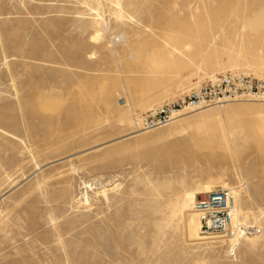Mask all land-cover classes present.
Wrapping results in <instances>:
<instances>
[{
  "label": "rangeland",
  "instance_id": "rangeland-1",
  "mask_svg": "<svg viewBox=\"0 0 264 264\" xmlns=\"http://www.w3.org/2000/svg\"><path fill=\"white\" fill-rule=\"evenodd\" d=\"M86 2L0 0V264H264V99L141 123L220 74L264 80V0H121L124 23ZM209 184L259 231L188 234L183 195Z\"/></svg>",
  "mask_w": 264,
  "mask_h": 264
},
{
  "label": "built area",
  "instance_id": "built-area-1",
  "mask_svg": "<svg viewBox=\"0 0 264 264\" xmlns=\"http://www.w3.org/2000/svg\"><path fill=\"white\" fill-rule=\"evenodd\" d=\"M264 99V80L230 72L216 76L188 96L150 109L141 118L145 130L171 123L184 109H200L236 98ZM201 218V236H227L234 229L236 194L233 188H219L200 194L193 204ZM259 229L249 220L236 228L239 238L256 234Z\"/></svg>",
  "mask_w": 264,
  "mask_h": 264
},
{
  "label": "bare ground",
  "instance_id": "bare-ground-1",
  "mask_svg": "<svg viewBox=\"0 0 264 264\" xmlns=\"http://www.w3.org/2000/svg\"><path fill=\"white\" fill-rule=\"evenodd\" d=\"M66 1V0H65ZM86 1H88V4L90 5V3H94L96 0H70V2L72 3L73 2V5H70V6H73V7H75L74 9H76V11H78V9H79V3H81V2H86ZM114 3H115V7H116V9H115V11H114V15H115V19L118 21V23H119V21H120V23H121V21L124 23V21H125V19H126V21H132V17H133V15L131 16V14L130 13H125V12H128V11H126V9H125V7L123 6V4L121 3V0H112ZM65 3H68L69 4V2H65ZM87 3V2H86ZM101 3V2H100ZM113 3V4H114ZM125 3V2H124ZM62 4V3H61ZM87 4V5H88ZM131 4H133V3H131ZM64 5V4H63ZM62 5V6H63ZM65 5H67V4H65ZM84 5V4H83ZM87 5L86 6H82V7H86L87 8ZM101 5V4H100ZM126 5V4H125ZM69 6V5H68ZM77 6H79V7H77ZM127 6V5H126ZM62 8V7H61ZM61 8L59 7V9L61 10ZM70 8V7H69ZM72 8V7H71ZM78 8V9H77ZM59 9H58V11H59ZM63 9H66V7H64ZM103 9V8H102ZM43 10V9H42ZM46 10V9H45ZM66 10H68V9H66ZM82 10H85V9H83V8H81L79 11H80V13H81V11ZM86 10H88V9H86ZM91 10H93V12L94 11H97L98 9L96 8V7H93V8H91ZM42 12V11H41ZM61 12V11H60ZM59 12V13H60ZM58 13V14H59ZM63 13V12H62ZM77 13V12H76ZM79 12H78V14H80ZM134 13H136V11L134 12ZM61 14V13H60ZM140 14V13H139ZM91 16H92V14H91ZM94 16V15H93ZM92 16V17H93ZM100 16V15H99ZM101 17V16H100ZM99 18V17H98ZM134 18V17H133ZM190 18L191 19H193L194 18V15L193 14H191L190 15ZM74 19V18H73ZM128 19V20H127ZM137 19V18H136ZM138 19H140V17L138 18ZM255 19V18H254ZM93 20H95V19H93ZM98 19H96L95 21H93L94 23H96V25H92L93 26V28L95 27V32L94 33H92L91 31H90V33H92L93 35H92V37H91V39L93 40L92 42L94 43V42H99L102 38H103V36L105 35V33H104V30L103 29H101L99 26H100V24H99V22L97 21ZM259 20V19H258ZM92 21V20H91ZM90 21V22H91ZM103 21V20H102ZM137 21V20H136ZM141 21V20H140ZM261 21V20H260ZM92 22V24H94ZM142 22V21H141ZM255 22V21H254ZM1 23H3V21H0V24ZM102 23V22H101ZM129 23V22H128ZM136 24H137V22H136ZM104 25H106L105 23H104ZM103 25V26H104ZM119 25H121L122 26V24H119ZM125 25V24H124ZM87 26H89V24L87 25ZM86 26V27H87ZM91 26V27H92ZM85 27V28H86ZM90 27V26H89ZM89 28L90 30L91 29H93V28ZM101 27H102V25H101ZM105 27V26H104ZM253 27V26H252ZM82 28H83V26H82ZM88 28V27H87ZM103 28V27H102ZM122 28V27H121ZM104 29H106V28H104ZM118 29H119V27H118ZM107 30V29H106ZM122 30H123V28H122ZM84 32L85 31H87V29L86 30H83ZM125 32V31H124ZM104 33V34H103ZM113 33V32H112ZM120 33H123V31L122 32H120ZM119 33V35H114L115 37H114V39L115 40H117L118 39V41H120V39L123 37V35L122 34H120ZM190 33V32H189ZM186 35L188 34V32H186L185 33ZM106 35H107V33H106ZM90 37V36H89ZM105 39L106 38H104V41H105ZM195 39V38H194ZM114 42V41H113ZM115 42H117V41H115ZM248 43V42H247ZM247 43H245L246 45H247ZM100 44V43H99ZM114 44V43H113ZM249 44H251V43H249ZM248 44V45H249ZM189 45V44H188ZM244 45V44H243ZM246 45H244L243 46V48H242V50H238V52L237 53H235L234 51H231L230 49H228V50H226V48H224V50H221V51H215L214 53L215 54H224V55H227L228 57H232V58H234L235 56H241V58H246V55H249V53H250V50L252 49H247L246 47H248V45L246 46ZM231 48V47H230ZM249 48V47H248ZM233 49V48H232ZM174 50H176V49H174ZM216 50V49H215ZM253 50H255V48H253L252 49V51ZM206 52V51H205ZM205 52H204V54H205ZM251 54V53H250ZM170 56V55H169ZM249 57V56H248ZM165 58V57H164ZM161 59V58H160ZM159 60V59H158ZM165 60V59H164ZM161 61H163V59H161L160 60V62ZM155 63H157V62H155ZM154 62H153V64H155ZM169 63H170V61H169ZM158 64V63H157ZM160 65H162V64H160ZM158 66V65H157ZM155 68V67H154ZM158 68V67H157ZM169 68V67H168ZM154 85V84H153ZM14 89V88H13ZM258 100H262V99H258ZM222 105V104H221ZM220 105V106H221ZM186 109H188V108H186ZM200 109H202V108H200ZM200 109H196L195 111H197V110H200ZM1 130V129H0ZM4 132H6V131H4ZM2 133V132H1ZM0 133V134H1ZM8 133V132H7ZM136 133V132H135ZM225 134V133H224ZM2 135H3V133H2ZM6 135V134H5ZM11 135V134H10ZM7 137H9L10 138V136H8L7 135ZM4 142V141H3ZM227 146V145H226ZM227 149V148H226ZM0 165H1V163H0ZM224 188H227V185H225V186H223ZM213 190V186H211L210 184L209 185H207V186H205L203 189H202V191H200V192H210V191H212ZM105 189L102 191V193L105 195ZM97 193V192H96ZM185 193V192H184ZM100 194V193H99ZM235 194H236V209H235V219H234V229H233V231H232V233L231 234H228V236H230L231 238H229V241H231L232 242V246H233V243H237L238 241H239V237H238V235H237V233H236V228L238 227V225L240 224V223H242V222H245V220H246V217L248 216V211H246V212H242L241 211V208H240V202H239V199H238V197L240 196H238V193H237V191L235 190ZM86 197V196H85ZM86 199V198H85ZM80 200V199H79ZM196 200V193L195 192H189V193H185L184 195H183V201H182V206H180L179 208H178V210H180V211H182L183 212V214L185 215V224H186V231L188 232V234H189V231H191V229H193V217L192 216H194V221H195V223H196V228H197V230H198V232H199V234H200V232H201V218H200V215L194 210V208H193V204H194V201ZM241 200V199H240ZM85 201H87V199L85 200ZM180 201V200H179ZM85 203V202H84ZM87 203V202H86ZM192 203V204H191ZM191 204V207L193 208L192 210H187V207H188V205H190ZM180 213V212H179ZM178 213V214H179ZM260 215V214H259ZM262 215V214H261ZM263 215H264V213H263ZM180 216H182V215H180ZM258 217V216H257ZM184 218V217H183ZM168 219V218H167ZM173 220V219H172ZM182 220V219H181ZM164 222V221H163ZM169 224V223H168ZM185 226V225H184ZM201 236V235H200ZM214 237H219V236H210V237H200V238H197L198 240H206L207 238H214ZM225 237V236H224ZM191 238V237H190ZM246 238V240H247V237H245ZM248 238H250V237H248ZM257 237H255V239H256ZM214 241V240H213ZM222 241H225V239H222ZM250 241V240H249ZM60 242L63 244V241H61V239H60ZM199 243H210V242H203V241H199ZM235 247V246H234ZM64 251V250H63Z\"/></svg>",
  "mask_w": 264,
  "mask_h": 264
}]
</instances>
